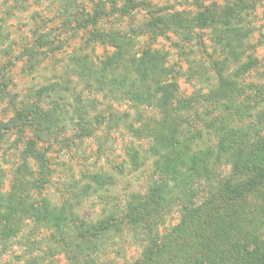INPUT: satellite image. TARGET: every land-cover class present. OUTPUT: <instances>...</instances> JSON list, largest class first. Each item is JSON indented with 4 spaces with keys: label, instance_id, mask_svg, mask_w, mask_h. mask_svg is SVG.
<instances>
[{
    "label": "trees",
    "instance_id": "trees-1",
    "mask_svg": "<svg viewBox=\"0 0 264 264\" xmlns=\"http://www.w3.org/2000/svg\"><path fill=\"white\" fill-rule=\"evenodd\" d=\"M49 1L58 3L59 30L54 35L49 30L47 39L28 47L27 67L33 70L40 65L34 53L43 49L47 58L60 55L56 65L61 64L62 76L26 97V102L37 103L19 107L13 102L14 117L0 129V139L10 132L31 136L13 192L2 198L13 204L11 212L16 216L8 224L0 223L2 245H8L24 221L31 220L55 230L52 244L61 252L50 253L51 257L63 254L70 264H99L105 244L111 242L109 234L121 225L116 216L92 222L68 208L59 210L43 199H38L39 204L31 200V192L45 189L54 174L49 149L44 146L67 134L73 123L78 131L75 139L86 137L88 123L81 99L74 95L75 105L68 102L72 88L79 86L88 95L109 92L113 102L126 101L143 121L150 145L144 157L135 149L130 157L136 171L151 161L152 165L146 192L133 195L122 211L121 222L126 221L135 236L130 244L140 250V257L129 264H264V85L241 83L258 66L248 44L250 32L242 25L249 11L264 0H222V5L213 0L208 6L206 0H193L199 9L194 20L148 0ZM140 11L147 21L137 31L101 29L102 21L132 18ZM89 30L86 46H109L117 50L116 55L99 65L86 54L67 57L64 36ZM193 30L210 31V40L220 53L210 63L218 86L204 97L210 104L203 105L207 115L201 125L195 119L200 107L193 114L195 108L190 105L200 104L199 91L181 101L178 69H169L163 53L152 48L170 33L188 40ZM143 37L146 46L135 50L136 39ZM195 38L199 47L205 46L200 33ZM175 48L181 57L185 54L181 47ZM231 66H235L233 71ZM189 76L193 81V75ZM250 91H255L251 97ZM44 99H52L46 109L39 105ZM214 112L222 114L208 121ZM239 120L242 125L237 127ZM30 160L37 165L36 174L31 173ZM82 178L98 186L106 182L99 175L83 173ZM85 196L89 195L80 198ZM173 212L180 222L162 233ZM25 264H43V259L29 255Z\"/></svg>",
    "mask_w": 264,
    "mask_h": 264
},
{
    "label": "rangeland",
    "instance_id": "rangeland-1",
    "mask_svg": "<svg viewBox=\"0 0 264 264\" xmlns=\"http://www.w3.org/2000/svg\"><path fill=\"white\" fill-rule=\"evenodd\" d=\"M85 1L97 2L99 0ZM148 1L158 3L160 6H167L172 10V13L184 14L190 20H194L199 12V9L193 5V0H190L189 3H186L185 0ZM212 1L206 0L205 5L208 6ZM215 1L222 5V0ZM57 4L49 0L47 2L46 0H0V129L14 117L13 102L16 101L19 107L33 105L37 102L34 100L26 102V97H32L36 91L53 82L60 81L61 64L56 65V62L60 61V55L57 56V59H50L43 55V49L39 50L34 55L35 59L40 61V65L33 70H29L27 67L28 47L33 46L36 42H43L44 38L47 39L46 35L49 30L53 29V35L56 33L55 31L59 30L61 17L58 14ZM89 6L91 7V5ZM245 18L242 26L247 27L250 32L248 44L251 45V55L258 60V66L241 83L250 82L253 85H264V3L257 4L256 9L250 10ZM146 21L147 18L140 11L132 18L121 20L110 18L102 21L101 29L130 33L131 30L137 31V28ZM91 30L88 33L64 36L65 44L68 43L65 52L67 57H70L72 53L86 54L91 61L99 65L108 56L116 55L117 50L109 46H86L87 34ZM197 33H200L205 41L204 47H199L198 40L195 38ZM210 39V31L193 30L188 40L170 33L152 46L163 53L167 61L166 66L169 69L172 67L178 69L177 78L179 77L180 80L178 97L181 101L189 99L196 91H199L200 100L198 103L200 104H190L191 108H195L191 112L193 114L200 107L197 111L199 116L195 117L199 124L202 123V118L207 115V111H203L205 109L203 105L210 104L208 102L210 99L207 100L204 97L209 95L210 91L215 93L218 86L217 77L210 70V63L212 59L219 58L220 53ZM146 44V37L138 38L134 43V49L136 50L137 47L140 50ZM175 45L181 47L185 53L182 57L179 54L180 50H177ZM213 53H215L214 56H212ZM234 69L235 66H231V70ZM189 75H193V81H190ZM212 87L213 89L210 90ZM72 90L74 94L68 96V102L72 106L75 105L74 95L81 99L80 106L86 112L88 132H85V138L75 139L78 131L73 128V123L67 134L44 146L49 149L48 158L51 161L54 174L45 189L31 192V200L39 204L38 199H43L50 207L59 210L68 208L71 214L75 213L80 218L92 222L99 221L104 217L116 216L115 220L119 221L121 225L118 226V224L109 234L111 242L105 244L103 258L99 264H129L140 257V250L130 244L131 241L134 242L132 240L134 233L126 221L121 222L122 211L126 207L127 201L133 199V195L140 194L141 196L146 192L152 165L151 161L143 169L136 171L130 163V157L136 154L134 149L141 153V157H144L146 155L144 150H148L147 147H150L146 141L143 121L137 119L135 112L126 101L113 102L109 92L88 95V92L79 86L73 87ZM250 93L254 94L255 91L249 92L251 97L253 94L250 95ZM51 100L44 99L39 105L46 109ZM176 101L179 103L178 99ZM155 113L158 116V111ZM184 113L189 112L185 110ZM220 114L222 113L214 112L208 121L214 120ZM145 117L146 119L151 118L150 115ZM224 117H227V114ZM210 125L212 124L210 123ZM241 125L242 122L237 121V127ZM207 130L208 127L205 128L204 134L207 133ZM29 137H31L29 133L26 137H22V135L10 132L7 137L0 139V223L3 225L8 224L11 217H16L11 212L13 204L3 201L2 198L13 192L16 174L23 166L24 149ZM60 141L63 142L58 143ZM29 163L31 173L36 174L35 161L30 160ZM83 173L90 177L93 175L104 176L106 182L104 186H98L90 179L84 180ZM23 179L24 181L28 180L27 178ZM84 186H87L88 189L85 190ZM84 193L89 196L80 198ZM179 222L178 213L173 212L167 217V223L161 232L167 231ZM7 231H10L8 225ZM54 234L55 230L52 228L44 229L33 224L31 220H25L23 229L17 237H10L9 244L3 246L0 231V264H25L29 255L40 257L43 259V264H70L63 254L56 257L50 256L52 252H61L55 248L56 245L52 244Z\"/></svg>",
    "mask_w": 264,
    "mask_h": 264
}]
</instances>
